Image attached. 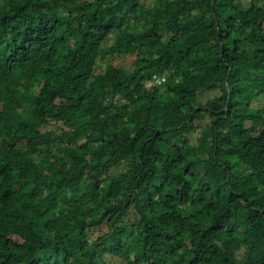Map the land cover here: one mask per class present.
I'll return each instance as SVG.
<instances>
[{
    "label": "trees",
    "instance_id": "16d2710c",
    "mask_svg": "<svg viewBox=\"0 0 264 264\" xmlns=\"http://www.w3.org/2000/svg\"><path fill=\"white\" fill-rule=\"evenodd\" d=\"M261 96L264 0H0V264H264Z\"/></svg>",
    "mask_w": 264,
    "mask_h": 264
},
{
    "label": "rangeland",
    "instance_id": "374dc122",
    "mask_svg": "<svg viewBox=\"0 0 264 264\" xmlns=\"http://www.w3.org/2000/svg\"><path fill=\"white\" fill-rule=\"evenodd\" d=\"M145 4H152L155 2V0H143ZM129 66V64H127ZM151 86V84H149ZM221 94V91L218 90L216 92L207 93L199 98V103L202 105H205L209 100H212L213 98L219 96ZM253 107L256 109H264V96H261L257 98L253 104ZM205 125V122H202V127ZM200 132V129H197L194 133V137Z\"/></svg>",
    "mask_w": 264,
    "mask_h": 264
},
{
    "label": "built area",
    "instance_id": "2783aa9c",
    "mask_svg": "<svg viewBox=\"0 0 264 264\" xmlns=\"http://www.w3.org/2000/svg\"><path fill=\"white\" fill-rule=\"evenodd\" d=\"M166 82V77L155 76L151 85H163Z\"/></svg>",
    "mask_w": 264,
    "mask_h": 264
},
{
    "label": "bare ground",
    "instance_id": "6f19581e",
    "mask_svg": "<svg viewBox=\"0 0 264 264\" xmlns=\"http://www.w3.org/2000/svg\"><path fill=\"white\" fill-rule=\"evenodd\" d=\"M14 1H15V0H14ZM16 2H17V1H16ZM25 3H26V2H25ZM27 4H28V3H27ZM27 4H26V5H27ZM12 5H13V4H12ZM11 7H12V6H11Z\"/></svg>",
    "mask_w": 264,
    "mask_h": 264
}]
</instances>
